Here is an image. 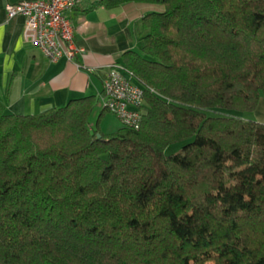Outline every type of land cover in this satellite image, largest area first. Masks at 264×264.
<instances>
[{
  "label": "trees",
  "instance_id": "1",
  "mask_svg": "<svg viewBox=\"0 0 264 264\" xmlns=\"http://www.w3.org/2000/svg\"><path fill=\"white\" fill-rule=\"evenodd\" d=\"M130 1L163 6L118 62L139 128L0 100V264H264V123L227 113L264 98V0Z\"/></svg>",
  "mask_w": 264,
  "mask_h": 264
},
{
  "label": "crops",
  "instance_id": "2",
  "mask_svg": "<svg viewBox=\"0 0 264 264\" xmlns=\"http://www.w3.org/2000/svg\"><path fill=\"white\" fill-rule=\"evenodd\" d=\"M21 1L27 0H0V100L18 115L38 114L72 99L98 96L108 66L121 62L125 51L140 50L146 34L140 26L142 16L163 10L159 4L130 1L109 8L101 0H78L66 15L79 51L72 60L50 61L24 39V18L6 17L5 6ZM260 106L264 108V98L257 109ZM105 112L101 108L98 118ZM106 130L110 133L111 129Z\"/></svg>",
  "mask_w": 264,
  "mask_h": 264
},
{
  "label": "built area",
  "instance_id": "3",
  "mask_svg": "<svg viewBox=\"0 0 264 264\" xmlns=\"http://www.w3.org/2000/svg\"><path fill=\"white\" fill-rule=\"evenodd\" d=\"M78 0H27L5 6L7 19L24 18L23 37L38 47L50 61L72 60L79 51L74 28L66 15ZM101 108L114 115L121 125L137 129L141 125L143 89L134 83L129 71L113 62L103 78L98 95Z\"/></svg>",
  "mask_w": 264,
  "mask_h": 264
},
{
  "label": "rangeland",
  "instance_id": "4",
  "mask_svg": "<svg viewBox=\"0 0 264 264\" xmlns=\"http://www.w3.org/2000/svg\"><path fill=\"white\" fill-rule=\"evenodd\" d=\"M158 6L161 7V5H158ZM256 109L253 112H237V111H231L230 110V111H227V113L236 114V115H238L244 119H252V120L264 123V108H262L260 106L257 110ZM100 110H101L100 106L97 105L95 107L94 111L92 112V114L90 115L89 121H90L91 125L93 127H97L98 129H100V131L102 133H109V132H107L106 129H111V130H109L110 133L117 131L120 128L119 121L112 114L108 113L107 111L99 119L98 115H99ZM116 122H117V125H115ZM109 124L112 125L111 128H108ZM180 149H181V144L180 143H174V144H171L165 148V153L166 154L176 153V152L180 151Z\"/></svg>",
  "mask_w": 264,
  "mask_h": 264
},
{
  "label": "water",
  "instance_id": "5",
  "mask_svg": "<svg viewBox=\"0 0 264 264\" xmlns=\"http://www.w3.org/2000/svg\"><path fill=\"white\" fill-rule=\"evenodd\" d=\"M98 137H99V135H98Z\"/></svg>",
  "mask_w": 264,
  "mask_h": 264
}]
</instances>
